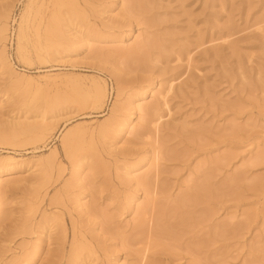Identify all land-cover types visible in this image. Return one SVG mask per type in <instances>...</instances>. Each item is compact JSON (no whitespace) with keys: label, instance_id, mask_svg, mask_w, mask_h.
Wrapping results in <instances>:
<instances>
[{"label":"rangeland","instance_id":"rangeland-1","mask_svg":"<svg viewBox=\"0 0 264 264\" xmlns=\"http://www.w3.org/2000/svg\"><path fill=\"white\" fill-rule=\"evenodd\" d=\"M0 264H264V0H0Z\"/></svg>","mask_w":264,"mask_h":264}]
</instances>
